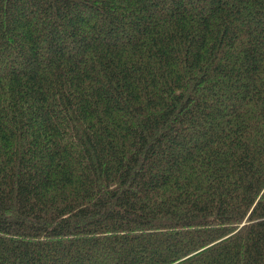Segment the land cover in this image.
<instances>
[{
	"label": "trees",
	"instance_id": "trees-1",
	"mask_svg": "<svg viewBox=\"0 0 264 264\" xmlns=\"http://www.w3.org/2000/svg\"><path fill=\"white\" fill-rule=\"evenodd\" d=\"M0 264H264V0H0Z\"/></svg>",
	"mask_w": 264,
	"mask_h": 264
}]
</instances>
